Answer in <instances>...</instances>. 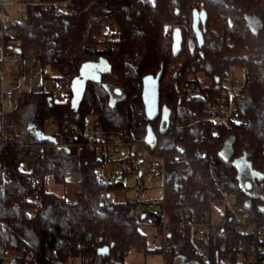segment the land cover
<instances>
[{
  "label": "trees",
  "instance_id": "obj_1",
  "mask_svg": "<svg viewBox=\"0 0 264 264\" xmlns=\"http://www.w3.org/2000/svg\"><path fill=\"white\" fill-rule=\"evenodd\" d=\"M195 8L208 13L202 46L188 32ZM13 28L15 34L2 36L0 19L5 53L33 56L45 79L71 83L92 64L101 80L88 81L77 109L72 90L59 101L52 91L32 88L6 107L0 132L12 139L0 154V264H82L86 254L102 264H126L133 250L160 254L164 264H244L243 246L254 237L237 231L208 238L209 256L199 259L181 226L178 199L183 193L194 213H224L230 224L223 184L251 223H264V0H70L59 14L31 4ZM233 64L247 68L251 94L237 96L232 117L216 123L212 110L228 100L223 74ZM148 77L160 94L154 117L145 100ZM92 115L101 126L96 140L63 132L69 143L63 146L49 133L51 123L59 131L66 124L83 128ZM119 141L134 151L113 160L121 174L105 185L98 150ZM181 148L186 159L177 158ZM145 151L165 159L164 195L107 207L103 194L126 187L123 173L139 169L132 158ZM243 155L263 174L257 192L240 180L234 159ZM75 173L72 198L46 186L48 177L67 184ZM164 215L170 249L153 247L141 229L151 225L159 238ZM104 247L109 253L100 255Z\"/></svg>",
  "mask_w": 264,
  "mask_h": 264
},
{
  "label": "built area",
  "instance_id": "obj_2",
  "mask_svg": "<svg viewBox=\"0 0 264 264\" xmlns=\"http://www.w3.org/2000/svg\"><path fill=\"white\" fill-rule=\"evenodd\" d=\"M70 0H0V19L5 26V30L2 31V36L10 33L15 34L16 30L13 28L15 23H20L24 17L27 15V8L29 5H42L47 9L52 10L53 12L59 14L62 11L67 10ZM9 4H16L23 7V11L19 14L17 18H12L5 13L4 7ZM173 25H166V29L170 30ZM190 36L195 37V32L192 29V25L188 28ZM14 55L20 56L19 53ZM4 77V69L2 61H0V78ZM224 79V94L227 97L226 103L215 104L212 110V119L214 121H226L232 117L234 110V101L237 96H246L251 94V89L247 80V68L240 67L236 64H233L228 70L223 74ZM19 86H31L33 81V76L31 74H22L19 78ZM15 92V89H9L5 95H10ZM8 110L6 107H3L0 110V122L2 120V115ZM100 124L96 116H90L88 118L87 124L83 128H78L73 124H66L63 127V131H59L57 126L54 123H51L49 126V133L55 134V138H58V143L63 146H67L69 143L66 140L67 134L77 133L81 135L84 139L93 141L99 137L100 134ZM12 137L6 132H0V154L3 148L11 141ZM132 149L123 142H116L114 144H103L99 150V157L104 160L103 166L100 168V182L107 185L111 181L118 180L121 174L120 168H115L114 170H109L108 165L113 160L118 158H127L130 156ZM202 151H197V155H201ZM178 159H186L187 152L184 148H181L180 153L177 155ZM134 165L138 168H150L154 171L163 172L165 175V159L153 155L149 151H145L142 156L137 158H132ZM23 165L27 164V161L21 162ZM215 179H217L215 177ZM220 191L224 195V206L227 212L233 215L234 222L230 224L227 221V218L224 213L218 214L214 217L208 215H200L194 213L190 207L185 204L186 197L181 193V198L178 199L179 210L178 213L181 215V226L183 230L189 234L190 241L195 249L199 259H206L209 256V249L206 246L205 241L211 236L216 235L220 231H237L249 233L254 237L251 241H248L244 246L243 250L248 252L247 259L244 264H264V223H251L246 215L240 212L239 206L236 203V193L228 191L225 189L223 184H218ZM141 190V189H140ZM106 198V206L113 208L114 201L110 200L109 195L103 194ZM38 205L41 206V202H38ZM154 205H150L152 210ZM156 218L155 215L152 217ZM164 220V229L159 237V240H153V247H162L164 249L171 248V241L167 235V222L166 215L163 217ZM243 256V252H240ZM29 258H32L30 256ZM82 264H102L99 258L91 261L89 255H84Z\"/></svg>",
  "mask_w": 264,
  "mask_h": 264
},
{
  "label": "rangeland",
  "instance_id": "obj_3",
  "mask_svg": "<svg viewBox=\"0 0 264 264\" xmlns=\"http://www.w3.org/2000/svg\"><path fill=\"white\" fill-rule=\"evenodd\" d=\"M4 11L10 17L17 18L23 11V7L16 4H9L4 7ZM3 45V42H1L0 48L2 49H0V61H2L3 64L4 77L0 78V97L3 98V94L6 93L8 89H15L14 94H6L3 98L5 105L9 109H13L16 106L22 90H29L31 88L33 90L45 89L53 90L56 93V89L59 88L56 93L57 98L58 92H62L65 90L61 89L63 87V84H65L67 87L69 86L68 82H62L58 84L53 80L45 79L42 75L41 66L39 64H34L33 56L20 55V57H17L14 54H7L5 53L6 48H4ZM22 74H31L33 76L31 86H19V78ZM152 83H156V80L153 77H148L146 79V86ZM23 113L29 114L27 109H24ZM228 147H230L229 143ZM234 163L238 168V174L242 184L248 186L254 192L259 191L260 184L257 178L261 179L263 177V174L260 173L257 178L255 177L249 167L250 163L247 160V156L243 155L241 157L235 158ZM117 167H119V165L115 161L110 162L108 165L109 170H114ZM79 177V173L73 174L69 178L70 182L67 184H58L52 177H48L46 179V186L51 191H54L58 194H64L68 198H72L74 197V191L77 188L76 182ZM122 181L126 184V187L111 192V196L109 198L112 201H124L127 199L136 198H158L164 195L165 175L163 172L154 171L150 168H135L132 171L124 172ZM155 239L159 240V238H156L153 233H148V240L150 243ZM94 257H96V255H90V258L94 259ZM126 264H164V260L163 256L160 254L145 256L143 253L133 250L127 257ZM177 264H185V262L182 259H178Z\"/></svg>",
  "mask_w": 264,
  "mask_h": 264
},
{
  "label": "water",
  "instance_id": "obj_4",
  "mask_svg": "<svg viewBox=\"0 0 264 264\" xmlns=\"http://www.w3.org/2000/svg\"><path fill=\"white\" fill-rule=\"evenodd\" d=\"M154 1V0H151ZM193 23H192V29L195 32L196 39L200 46H202L205 42L204 39V32L205 28H202L201 26L206 24V21L208 19V13L205 8L198 9L195 8L193 10L192 14ZM18 53H21V50H18ZM90 79H98L101 80V74L99 73V69L96 65L92 64H85L81 69L80 76L75 77L71 82V88L73 92V98H72V105L74 109H77L83 96L85 93V89L87 86V83ZM116 92L118 94L121 93V90L117 89ZM159 89L156 83H152L145 88V100L146 105L148 107L149 112L154 117L159 113ZM38 135L39 132H36ZM151 136L153 137L154 134L151 132ZM151 141V140H150ZM252 173L257 178L260 175V172L254 170L251 167V164L249 165ZM262 174V173H261ZM258 179V178H257ZM249 188L248 186H246ZM109 253V247H104L99 250L100 255H106Z\"/></svg>",
  "mask_w": 264,
  "mask_h": 264
},
{
  "label": "crops",
  "instance_id": "obj_5",
  "mask_svg": "<svg viewBox=\"0 0 264 264\" xmlns=\"http://www.w3.org/2000/svg\"><path fill=\"white\" fill-rule=\"evenodd\" d=\"M0 49H2V48H0ZM17 57H20V56H17ZM68 87L65 85V84H63V87L61 88V89H65L64 91H62V92H58V97L56 98V93H57V91L59 90V88H57L56 89V93H55V91H53V90H47V91H52L53 92V95H54V98L56 99V100H59V101H62V100H65L66 98H67V96H68V94L70 93V91L72 90V88H71V83H68ZM65 86V87H64ZM9 90V89H8ZM15 93V92H14ZM13 93V94H14ZM61 94V95H60ZM10 95H12V94H10ZM60 95V96H59ZM1 98V97H0ZM3 99V98H2ZM2 103H3V105L4 106H6L5 105V103H4V100H2ZM7 107V106H6ZM111 196V194L109 195V197ZM137 199H141V198H137ZM111 200V199H110ZM141 229H142V231H144V232H146V233H155V228L153 227V226H151V225H143L142 227H141ZM89 258H90V255H89ZM98 257L96 256V257H94V259H92V258H90V260L91 261H94L95 259H97Z\"/></svg>",
  "mask_w": 264,
  "mask_h": 264
}]
</instances>
